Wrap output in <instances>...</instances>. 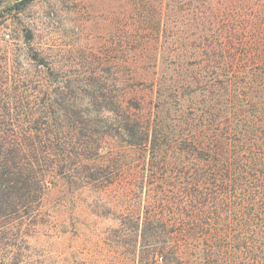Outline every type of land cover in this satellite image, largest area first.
I'll list each match as a JSON object with an SVG mask.
<instances>
[{
	"label": "trees",
	"instance_id": "trees-1",
	"mask_svg": "<svg viewBox=\"0 0 264 264\" xmlns=\"http://www.w3.org/2000/svg\"><path fill=\"white\" fill-rule=\"evenodd\" d=\"M1 17L0 264H264V0Z\"/></svg>",
	"mask_w": 264,
	"mask_h": 264
},
{
	"label": "rangeland",
	"instance_id": "rangeland-1",
	"mask_svg": "<svg viewBox=\"0 0 264 264\" xmlns=\"http://www.w3.org/2000/svg\"><path fill=\"white\" fill-rule=\"evenodd\" d=\"M18 1L0 0V30L4 31L1 15H5L9 18L6 22L9 28L15 30L20 25L33 22L44 33L51 31L52 39L75 45L86 43L89 33L100 35L105 31V23L101 19L105 0H35L22 13L15 15L10 9ZM107 226L108 223L103 224V227ZM51 248L56 249L57 246L53 243Z\"/></svg>",
	"mask_w": 264,
	"mask_h": 264
},
{
	"label": "built area",
	"instance_id": "built-area-1",
	"mask_svg": "<svg viewBox=\"0 0 264 264\" xmlns=\"http://www.w3.org/2000/svg\"><path fill=\"white\" fill-rule=\"evenodd\" d=\"M156 262L159 263V264H162V262H163L162 258L159 257Z\"/></svg>",
	"mask_w": 264,
	"mask_h": 264
}]
</instances>
